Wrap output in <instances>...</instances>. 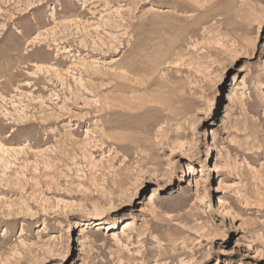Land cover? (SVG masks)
Segmentation results:
<instances>
[{
    "label": "rangeland",
    "instance_id": "374dc122",
    "mask_svg": "<svg viewBox=\"0 0 264 264\" xmlns=\"http://www.w3.org/2000/svg\"><path fill=\"white\" fill-rule=\"evenodd\" d=\"M0 264H264V0H0Z\"/></svg>",
    "mask_w": 264,
    "mask_h": 264
},
{
    "label": "bare ground",
    "instance_id": "6f19581e",
    "mask_svg": "<svg viewBox=\"0 0 264 264\" xmlns=\"http://www.w3.org/2000/svg\"><path fill=\"white\" fill-rule=\"evenodd\" d=\"M216 167H217V165L215 167H212L211 165L208 166L209 170H213ZM187 169H188V173H189L190 172V169H192L191 168V165H187ZM130 228H131V226L129 224H126L124 226V228H123V233L124 234L127 233Z\"/></svg>",
    "mask_w": 264,
    "mask_h": 264
}]
</instances>
